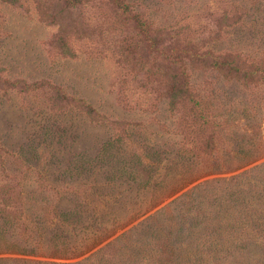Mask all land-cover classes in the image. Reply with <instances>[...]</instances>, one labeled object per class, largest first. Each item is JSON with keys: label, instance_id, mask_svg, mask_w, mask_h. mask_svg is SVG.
Listing matches in <instances>:
<instances>
[{"label": "rangeland", "instance_id": "1", "mask_svg": "<svg viewBox=\"0 0 264 264\" xmlns=\"http://www.w3.org/2000/svg\"><path fill=\"white\" fill-rule=\"evenodd\" d=\"M262 198L264 0H0V264H264Z\"/></svg>", "mask_w": 264, "mask_h": 264}, {"label": "trees", "instance_id": "2", "mask_svg": "<svg viewBox=\"0 0 264 264\" xmlns=\"http://www.w3.org/2000/svg\"><path fill=\"white\" fill-rule=\"evenodd\" d=\"M245 179L243 178V179H241V180H239V183H240V185L241 184H243V182L246 184L247 182H245L244 181ZM250 184V183H249ZM260 194L262 193V191H259L258 190V188L256 189ZM256 206L260 209V210H258V211H263L264 210V198H262L261 200H260V202L259 201H257V203H256ZM234 212V211H233ZM245 215V214H244ZM248 215V214H247ZM246 216V215H245ZM245 216H241V214L239 215V217H237L236 219H233L234 221H235V224H238L240 221L242 222V220L243 219H245ZM240 222V223H241ZM251 228H253L252 226H251ZM256 237H259V240H262V242L264 243V232L262 231V233H261V235H258V234H256ZM5 244V243H4ZM8 246V245H7ZM12 246V245H11ZM10 251H13V252H17V250H10ZM0 252L1 253H6V247H4V248H2V249H0ZM18 254H23V253H20L19 251H18ZM16 263H12V264H80L81 262H76V263H43V262H34V261H28V260H24V259H19V260H17V261H15ZM82 264V263H81Z\"/></svg>", "mask_w": 264, "mask_h": 264}]
</instances>
